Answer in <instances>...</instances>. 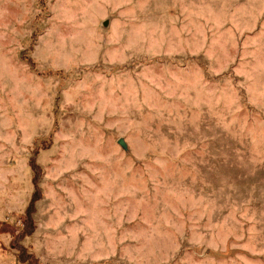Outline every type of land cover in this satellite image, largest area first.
Wrapping results in <instances>:
<instances>
[{"label":"rangeland","instance_id":"rangeland-1","mask_svg":"<svg viewBox=\"0 0 264 264\" xmlns=\"http://www.w3.org/2000/svg\"><path fill=\"white\" fill-rule=\"evenodd\" d=\"M0 264H264V0H0Z\"/></svg>","mask_w":264,"mask_h":264},{"label":"trees","instance_id":"trees-1","mask_svg":"<svg viewBox=\"0 0 264 264\" xmlns=\"http://www.w3.org/2000/svg\"><path fill=\"white\" fill-rule=\"evenodd\" d=\"M34 168L36 169V173H38L37 171H40V169L37 167L36 164H33ZM35 181H36V177H35ZM36 191L31 199V202L29 204V206H27V210H26V218L28 220V222H32L33 219H32V214L33 212L35 211V202L36 200L39 198V191L40 189L38 188V183L36 181ZM34 228V227H33ZM32 228V229H33ZM32 232V230L29 231V234ZM27 234V232H22L19 234L18 238L16 239V247L20 250V257L22 259V261H27V259H29L28 257V254H26L25 252V248L23 245H21V240L23 237H25V235ZM15 240V239H14Z\"/></svg>","mask_w":264,"mask_h":264},{"label":"water","instance_id":"water-1","mask_svg":"<svg viewBox=\"0 0 264 264\" xmlns=\"http://www.w3.org/2000/svg\"><path fill=\"white\" fill-rule=\"evenodd\" d=\"M119 143H120L125 149L127 148V144L125 143V141H124L123 138H121V139L119 140Z\"/></svg>","mask_w":264,"mask_h":264}]
</instances>
